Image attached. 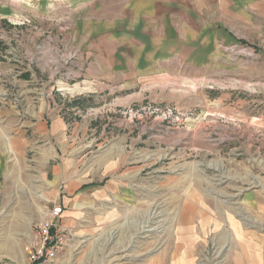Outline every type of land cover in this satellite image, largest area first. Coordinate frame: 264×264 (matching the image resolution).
I'll list each match as a JSON object with an SVG mask.
<instances>
[{"label": "rangeland", "instance_id": "obj_1", "mask_svg": "<svg viewBox=\"0 0 264 264\" xmlns=\"http://www.w3.org/2000/svg\"><path fill=\"white\" fill-rule=\"evenodd\" d=\"M80 177L46 264H264V0H0V264Z\"/></svg>", "mask_w": 264, "mask_h": 264}, {"label": "built area", "instance_id": "obj_2", "mask_svg": "<svg viewBox=\"0 0 264 264\" xmlns=\"http://www.w3.org/2000/svg\"><path fill=\"white\" fill-rule=\"evenodd\" d=\"M62 213V207L55 205L36 226V240L28 256L30 264L50 262L52 255L65 245L67 235L61 222Z\"/></svg>", "mask_w": 264, "mask_h": 264}, {"label": "crops", "instance_id": "obj_3", "mask_svg": "<svg viewBox=\"0 0 264 264\" xmlns=\"http://www.w3.org/2000/svg\"><path fill=\"white\" fill-rule=\"evenodd\" d=\"M102 199L101 196L102 191L99 189H95L92 186L83 184V179H76L73 183L64 184L62 186V190L59 192L57 196L58 204H60L63 208V213L61 216V222H63L64 218L66 217L65 214L69 213V209L72 210V214L74 212H78L77 214L80 215L81 209H88L91 205L95 202L94 198ZM77 218V217H76ZM74 221V219H72Z\"/></svg>", "mask_w": 264, "mask_h": 264}]
</instances>
